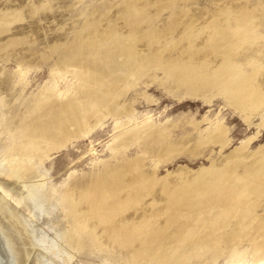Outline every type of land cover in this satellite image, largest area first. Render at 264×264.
I'll return each instance as SVG.
<instances>
[{
	"label": "bare ground",
	"instance_id": "1",
	"mask_svg": "<svg viewBox=\"0 0 264 264\" xmlns=\"http://www.w3.org/2000/svg\"><path fill=\"white\" fill-rule=\"evenodd\" d=\"M188 1L111 0L107 12L86 14L71 36L48 43L50 53L43 57L56 55L57 69H73L79 88L65 99L42 93L10 124L22 144L13 150L29 161L13 160L9 176L18 168L31 170L38 151L58 150L87 135L107 115L130 112L122 99L146 76L168 92L184 90L207 102L220 96L248 118L264 111V66L239 60L261 36L262 6L249 0H217L210 20L200 23ZM52 9L48 2L32 0L26 8L0 12V36L12 23ZM166 12L168 21L162 22ZM27 43L28 36H11L0 50L8 54L10 48ZM156 125L125 131L114 145L115 154L138 145L141 156H123L79 189H69L64 202L73 220L72 233L67 234L70 244L96 249L100 230L129 264H201L202 255L210 253L215 259L224 250L232 263L246 243L264 252V212L259 213L264 209V150L249 152L246 143L196 172L180 168L160 177L157 166L147 170V155L169 161L190 145L189 154L197 156L207 144L224 149L229 137L220 121L205 130L193 121L197 136L177 141L171 140L170 127ZM6 242L10 245L9 239Z\"/></svg>",
	"mask_w": 264,
	"mask_h": 264
},
{
	"label": "rangeland",
	"instance_id": "2",
	"mask_svg": "<svg viewBox=\"0 0 264 264\" xmlns=\"http://www.w3.org/2000/svg\"><path fill=\"white\" fill-rule=\"evenodd\" d=\"M31 1L0 0V12L26 8ZM35 1L48 2L53 9L43 11L35 18L12 23L10 31L0 36V46L11 36L29 37V43L10 48L8 54L0 50V264H129L106 242L100 230L96 232V238H101L96 249H80L70 244L67 234L72 233L73 220L67 214L64 202L70 194L69 189H79L105 165H115L123 156L129 159L141 156L138 145L119 150L121 154H115L114 145L125 131L142 129L147 125L170 127L173 141L184 135L197 136L193 121L200 123L202 130L218 121L227 129L229 144L224 149L207 144L201 154L191 156L189 145L187 151L162 162L147 155L144 162L147 170L152 172L157 166L160 177L176 174L180 168L196 172L201 167H208L211 161L222 160L246 143L249 152L264 150V127H261L264 111L248 118L244 111L231 106L220 96L207 102L187 96L184 90L168 92L159 81L146 76L122 99V104L129 106L130 112L118 117L107 115L87 135L69 141L58 150L48 154L38 151L32 158L34 160L31 159V170L18 168V175L9 176L14 170L13 160L24 162L29 159L13 150L22 144L10 130V124L16 122L18 115L25 112L42 93L53 92L56 97L65 99L75 95L79 88L73 69H57L56 55L48 59L43 57L50 53L47 44L61 42L71 36L83 23L86 14L94 11L105 13L112 3L111 0ZM249 3L262 6L258 28L261 36L255 44L242 51L239 60L244 65L256 60L264 66V0H249ZM187 7L200 23H204L210 20L217 0H189ZM168 16V12L163 14L162 22L168 21ZM31 53L36 54L31 56ZM158 75L161 76L160 73ZM260 79L264 83V70ZM263 212L261 208L259 213ZM244 248V252L233 256L232 263H228L227 250L215 259L210 253L202 255L199 263L264 264L263 250L256 251L250 243H246Z\"/></svg>",
	"mask_w": 264,
	"mask_h": 264
}]
</instances>
